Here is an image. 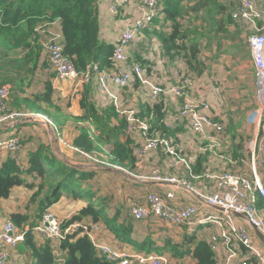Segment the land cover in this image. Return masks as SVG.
<instances>
[{
	"label": "crops",
	"instance_id": "0c3cea01",
	"mask_svg": "<svg viewBox=\"0 0 264 264\" xmlns=\"http://www.w3.org/2000/svg\"><path fill=\"white\" fill-rule=\"evenodd\" d=\"M142 1L144 2L145 0H96L98 8L99 38L102 42L113 46L115 40L120 38L122 34L128 30L129 25H131L130 23L134 19H140L141 16L148 14L149 9H145L142 5ZM116 4H119V9L121 5L125 6L122 14H119V10L116 14L112 11V7ZM156 19L160 20V24L152 23L141 32V36L137 38L139 40L130 42L122 48L124 58L115 60L114 65L116 70L133 74L134 67L131 57L135 58L139 55L144 61L141 72L148 70V74L154 72L158 75L162 73L160 80L166 86L172 84V80L176 79L175 77L178 76L177 74L191 73L192 76H195L194 85L191 90L192 96L200 100H205L209 105L208 110L201 109L200 111L210 116L213 120L222 123L224 126V133L220 134L216 132L211 125L204 126L206 131L204 134L205 136L194 132V130L189 127L191 121L190 112H183L181 110L182 100L174 99L170 94V99L165 98L163 103L164 111L162 119L165 129H167V134L173 139L170 140V144L173 146L176 153L171 155L163 147H160L158 150L148 149L144 155L140 154L136 146L140 141L138 140V138H140V130L138 129L132 132L128 139L131 144V150L137 157V160L132 166L127 165V169L123 167V169L127 170L128 174L124 172H114V175L110 174L111 172H103L105 175H112L110 183L111 190L114 192V203L111 207L106 206L103 215L108 216L110 219L114 218L117 226H121L123 223H125L124 226H131L130 240L132 242H124L123 238L121 239L117 234L112 233L108 225L103 221L101 215L95 220L98 222H93L92 217L89 215L83 217L81 220L92 221V223L98 224L99 229L94 233V241L97 246H114L122 252L132 255L136 253H145V249L140 250L139 246L143 242H148L145 244L146 247L161 248V251L159 250L160 252L155 255H162L166 259L165 264H194L195 261L191 257L190 251H192L197 240L200 239L206 240L208 245L211 246L214 253V264L222 263L223 261H227L228 264H241L243 260H247V264H258L248 249L240 243H233V247L237 252L234 257L227 256L224 244L216 243L213 246L210 245V240L207 236L210 233H215L214 231H217V233L221 232L222 227L220 223L208 225L207 229L202 232L201 235H198L195 230L197 229L196 223H198V220L205 217L208 213L222 215L234 226L244 229L249 234L252 245L264 251V242L258 233H260L263 238L264 235L260 230L248 223L245 214L229 211L224 212L216 206L205 205L198 200L200 194L224 195L229 190L227 184L220 183L216 178V174L222 170L229 171V173L242 178H247L250 182L253 180L254 174L251 162L253 151L261 142L259 122L261 113L257 108L260 105H256L255 100L253 102L248 100L247 102V98L245 97L247 96L254 99L256 91L254 70L253 76L245 75L242 80L230 83L229 79L233 76L232 72L235 68L238 69V65L235 61L230 65L232 60L229 58L231 56H228L226 51L228 46L223 47L222 44L220 45L221 48H219V46L213 47L211 42H202L200 40V43L205 45V53L204 56H202L205 66L203 71L198 75L190 72L180 57L171 58L161 49L160 37L156 36V33L152 30L165 32L167 31V27L164 29L162 27L169 22L163 16ZM126 22L129 25H127ZM52 25L54 27H52ZM52 25L50 27H45V29L51 28L49 30L50 34H55L60 41L59 24L55 22ZM191 36L194 40H199L195 31H193ZM233 51L236 50L233 48ZM245 63L246 62L238 64L243 66ZM179 64L182 65L180 68H177ZM37 66L34 74L28 77L29 82L27 81L23 84L22 87L26 93L22 95L19 94L21 95L20 97H32L35 93L45 90V84L49 83L52 90L56 93L55 96L57 95L58 98L61 99H70L68 107L65 105L62 108L63 113L72 114L75 117L81 116L83 114V109L80 106V99L85 83H82L81 79L78 78L66 79L64 81L57 79L53 76L54 70L52 65L49 64L48 58L43 52L41 53ZM112 69L113 68H109V70ZM92 76L95 77V80L89 87V100L99 112L114 110L111 107L113 106L119 109H134L137 110V112H142V109L149 108V114H152L151 109H153L154 102L150 101L146 94L142 96L131 87L130 83L133 80H129L125 87L123 86L120 88L117 83L113 82L111 78H108L107 83L109 89L101 91L97 86L99 75L93 74ZM139 81L150 86L146 79H140ZM223 83L230 85L232 88H229L230 90L226 88L227 91H223L221 89ZM27 84L29 85L27 86ZM242 87L244 89L240 90ZM13 95H18V92L15 90ZM229 97L240 99L235 100ZM11 100L12 93L9 102ZM60 105H62L61 101ZM46 116L47 115H35L34 117L22 119L14 129L0 124V139L5 140L11 136H20L21 138V146L15 149L17 150L16 152H0V167L6 161L12 159L26 172L29 167L30 153H33L38 148H42L43 155L57 166L74 168L78 171L84 169L82 166L83 162H76L70 154L72 151L77 152L70 144L76 135L79 134V128L75 126L77 134H75L76 130L72 129L73 132L69 134V140H66V142L68 141V143H66L58 133H61L60 130L62 129L63 131L64 128H73V126L69 125V123L73 122H69L66 126L65 124L67 121L55 125L48 116ZM75 122L79 124V122ZM80 125H84V127L89 130H92L94 127V125L89 122H83L80 123ZM41 127L46 130V133L41 131ZM52 133L56 136H53ZM34 134H38L39 140H33L32 136ZM121 140H125V138L122 137ZM211 140L223 141L220 147H224L225 144H227L228 153L225 152V149L223 151L221 148L212 147ZM79 155L81 158L84 157L81 154ZM68 171H70V169ZM154 171L158 172L163 178H174L175 181L160 182L153 180L142 181L139 179L140 176L152 174ZM255 171L259 180L264 185V163L260 167L256 166ZM98 173L99 172H96L95 174ZM100 175L101 172L98 176ZM106 177L107 176H105V178ZM23 178L25 183L31 184V188L25 185L14 186L10 190L8 197L0 199V232L6 220L10 218L11 213L17 212L27 216L28 219L25 225L21 229L17 227L22 232H24L25 226L32 222L36 225L40 219L38 213L40 208L39 202L43 199L42 194L37 197L35 202L30 203L29 201L33 191L36 189L38 180H34L35 177L33 174H24ZM46 184L47 187H45V190L48 192L54 182L47 181ZM83 185L84 184H79L80 188H84ZM239 190L241 195L237 199L238 203L243 205L248 204L249 199L254 194L255 206L260 210L264 218V199L259 196L256 189L254 187L250 189L240 187ZM91 191L76 194L74 198L65 195L64 197L61 194L57 201L48 206V209L53 212L61 222H67L72 215L78 214L79 210L89 203L90 198L95 197ZM150 192L163 196L165 201L174 205L182 206L187 203L194 205L196 207V214L192 221L177 225L173 222L170 223L160 220L164 222L162 223L153 217L146 220L132 219L129 214V207L133 204H144L145 198ZM170 192L173 193V197L168 200L166 195ZM35 241L37 244H41L43 240L36 236ZM0 250L5 251L8 255L5 264H36L31 252L25 247L23 242L11 246L0 240ZM176 250L179 252L188 250L189 252L182 257H175L174 254ZM148 253H150V251Z\"/></svg>",
	"mask_w": 264,
	"mask_h": 264
},
{
	"label": "trees",
	"instance_id": "16d2710c",
	"mask_svg": "<svg viewBox=\"0 0 264 264\" xmlns=\"http://www.w3.org/2000/svg\"><path fill=\"white\" fill-rule=\"evenodd\" d=\"M158 6V10L169 22L162 27L163 29L167 27L165 32L152 30L156 33V36L160 37L161 49L171 58L180 57L190 72L196 75L200 74L205 66L202 60L205 45L200 43V40L211 42L212 37L202 34L198 30V26L201 23L205 26H213L216 23L215 16L224 17V14L227 17L221 18L218 23H224L225 19L227 23L233 24L234 19L230 5L223 0H158ZM190 16L195 18L190 21ZM55 22L60 27V42L63 46V52L77 70L86 71L91 64L96 62H98L100 68L111 65L112 46L102 42L99 38L96 0H0V70L9 65L12 68L11 74L16 75V77L10 76L11 80L21 83L19 77L22 78L24 74H34L42 52L46 54L51 65L48 52L44 46V43L52 38V36H49L51 28L44 30L43 27H50ZM152 23L160 24V20L155 19ZM216 28L218 32H222V27ZM193 31L197 33L199 40L192 38ZM41 35L42 41H40ZM226 41L227 39L222 42L225 43ZM211 44L215 47L220 44V41L215 40ZM14 51H16L15 56H18L12 58ZM131 60L140 66L144 64L142 57L139 55L135 58L131 57ZM93 72L91 70L90 74L92 75ZM189 74L191 75V73ZM0 78L3 80L0 84L7 83L10 88L6 100L7 109H15L9 104L11 86L6 81L10 79L5 78L1 73ZM21 87L16 90L18 95L15 96L12 93L13 103H17L18 106L25 105L37 114L48 115L55 125L66 122L68 116L63 113L62 107L55 100L56 93L49 83L45 84V90L35 93L32 97H20L26 93L24 88ZM89 92L90 88L86 86L80 99L83 114L74 117V120L79 124L83 122L92 123L95 129L92 132L85 127L79 128V134L73 139L74 145L90 152L100 150L101 145L109 144L112 155L110 162L112 164L124 168L127 165L132 166L135 163V158L132 154L131 144L128 141L129 137L126 136L124 129L126 120L113 107L114 110L99 112L94 104L90 102ZM151 110L153 121L149 132L154 133L155 129L165 130L163 135L170 138L162 119L164 111L162 104L154 103ZM149 112L150 109L145 108L142 109V112L139 111L138 115L146 116L145 114L148 115ZM90 134H92V138H90ZM122 136L125 138L124 141L121 140ZM18 138L21 146L20 136ZM2 151L14 153L17 150L2 147L0 152ZM52 166L55 168H51ZM69 169L70 171H68ZM24 174H33L34 177H41V179L47 177L50 181L55 182L51 185L52 193L50 192V195L44 194L43 199L39 202V217L49 205L57 201L58 192L62 188L68 189L77 186L78 193L76 194L85 192L84 188L79 186L74 168L57 166L43 155L42 148H38L30 153L29 167L26 172L12 159L6 161L0 167V199L8 197L14 186L25 185L31 188V184L25 183ZM88 177L89 174H83L81 179H87ZM60 178L66 180H60ZM43 185L41 182L37 190L35 189L32 193L30 203L35 202L37 197L41 195L44 189ZM76 194L74 193V197H76ZM90 203L91 199L64 226L88 215L92 217L93 222H98L95 220L101 215L112 233L117 234L121 239L123 238L124 242H132L130 240L131 226H124L125 223L117 226L114 218L110 219L108 216L103 215L106 210L105 205L101 203V207L94 208ZM9 219L21 229L27 221V216L15 212L10 214ZM33 227L34 222L24 227V229H27L24 231L23 243L31 252L36 264H113L106 259L102 251L84 233H70L59 243L49 239H41L43 240L42 243L37 244L35 241L36 236L32 233ZM147 243L143 242L139 249H145L146 252H149L151 248L145 246ZM188 252V250L184 252L176 250L174 256L182 257ZM190 253L195 261L194 264H214V253L211 246L204 239L197 240Z\"/></svg>",
	"mask_w": 264,
	"mask_h": 264
},
{
	"label": "built area",
	"instance_id": "2783aa9c",
	"mask_svg": "<svg viewBox=\"0 0 264 264\" xmlns=\"http://www.w3.org/2000/svg\"><path fill=\"white\" fill-rule=\"evenodd\" d=\"M156 4V0H148L147 5L150 9L154 8ZM117 6L112 7V11L114 14L117 13ZM255 8V0H240V5L238 6L237 12L235 15H246L247 11H253ZM255 11V10H254ZM148 19L150 16L134 19L131 25L126 32L122 34L119 38L118 44L113 48L111 58H124L122 54V48L125 44L132 40V36L139 29L145 27L144 20ZM133 26V27H132ZM52 38L44 43V46L48 52L49 59L51 64L58 70V72L65 76V79L74 78V76L78 75L77 70L74 69V64L67 59L66 55L63 52V46L59 40H57V36L53 33L50 34ZM249 50L251 53V59L256 71L255 74V93L258 106V110L260 111V129H261V142L258 146L255 147L252 155V169H253V180L250 182L247 178H242L236 176L229 171L222 170L218 174H216V178L220 183L227 184L229 190L224 195L219 194H200L198 196V200L205 205L216 206L223 210L224 212H235L239 214H245L246 220L249 224L257 228L264 235V218L260 212V210L255 206V196L254 194L249 199L248 204L243 205L238 203L237 199L241 195L240 187L244 188H252L254 187L259 194L264 199V185L259 180V177L256 174V166L260 167L264 163V34H257L253 38H250L249 41ZM67 60H65V59ZM91 70H96L97 66L91 64ZM133 72L140 76L141 66L138 64L133 65ZM76 68V67H75ZM90 74V72H89ZM100 80V88H102L106 82V79L111 78L115 83L119 86H126L130 80V76L128 72H123L120 70H114L113 72L103 74ZM257 82V83H256ZM161 89L159 87L153 86L152 93L156 95L160 92ZM177 96L184 98V103L182 104L181 110L183 112H190V127L199 135H203L206 133L205 125H211L216 132L220 134L224 133V126L222 123H219L213 120L210 116L202 113L199 108L201 107L198 103H193L187 99L185 95H183V90L180 88H176L173 90ZM10 92V88L7 85L0 84V122L3 125H6L10 128L17 126L18 122L22 120L25 113L21 111H10L6 104V100L8 99ZM206 109L207 105H203ZM11 112V113H10ZM5 113H10L6 115ZM130 115L132 112L129 113ZM146 124H142V128L146 129ZM160 140H142L141 146L139 149L140 154L144 155L148 149H159L163 147L167 150L168 153L174 155L176 152L173 146L170 144V140H167L168 137L162 136L159 137ZM221 140H211V146L225 149V152L228 153L227 144L225 146H221ZM7 149H17L20 147L19 139L17 137H13L10 140H0V148ZM140 180H155V181H167L174 182V178L165 177L163 178L158 172H153L152 174H146L139 177ZM143 181V180H142ZM168 200L173 197V193H167ZM129 214L134 220H146L151 217L162 220L164 222L175 223L177 225L186 224L191 222L194 215L196 214V207L190 203H187L182 206L174 205L170 202L165 201L164 197L150 192L147 194L145 198L144 204H133L129 207ZM198 223L203 224H216L220 223L222 227L221 232L214 231L215 233H210L207 237L209 238L210 245H215L216 243L224 244V249L227 253L228 257L236 256L237 252L233 247V243H240L242 246L248 249L250 254L256 259L258 264H264V251L252 245L250 241L249 234L242 229L241 227L234 226L231 224L224 216L216 215L208 213L205 217L198 220ZM74 228H80L83 232L91 239L92 243L96 245L94 241V233H96L99 229L98 224L92 223L90 221H83V223L77 224H69L67 226H63V222H61L58 218H56L51 212H46L41 220L34 226V231L38 233V235L42 239H49L54 242L59 243L63 239L66 238L69 232H71ZM15 226L7 222L5 224L4 233L1 235L3 240L6 242L14 243L15 240L22 239L21 235H17L12 237L9 235L10 232H13ZM97 246V245H96ZM102 253L105 255L106 259L111 261L113 264H165L166 259L162 255H155L152 253H136V254H126L121 250L114 246H97ZM5 262V254L0 252V264H4ZM217 264H228L227 261H223L222 263ZM241 264H247V260H243Z\"/></svg>",
	"mask_w": 264,
	"mask_h": 264
},
{
	"label": "rangeland",
	"instance_id": "374dc122",
	"mask_svg": "<svg viewBox=\"0 0 264 264\" xmlns=\"http://www.w3.org/2000/svg\"><path fill=\"white\" fill-rule=\"evenodd\" d=\"M223 1H226V4L230 5V10L232 12V17L234 19L233 20V24L227 23V21L225 19H224V23H218V21L221 20V18H226L227 17V15L224 14L223 15L224 17L215 16L216 17L215 18L216 23H214L213 26L212 25L211 26H208V25L205 26V24H203V23L199 24L198 30L202 34H205L207 37L208 36L212 37L211 43L213 41H215V40H218V41H220V44L223 43V47L228 46V49L226 51H227L228 56H231V57H229L232 60L230 65L233 64L234 61L238 65V69L235 68L233 70V72H232L233 76H231V78L229 79L230 83H234V81L242 80L245 75L253 76V70H254V76L256 74L254 66H252L253 64H251L252 63V61H251V53H250V50H249V44H248L249 42L248 41H249L250 38H253L257 34H264V0H255V8H254L255 11L254 10L253 11H247L245 16H243V15L242 16L241 15L240 16L239 15H235V13L237 12L238 6L240 5V0H223ZM124 8H125V6L121 5V7L119 9V14L123 13V9ZM152 11L154 13L156 11V9L154 8V9H152ZM194 18H195L194 16H190L189 20L192 21ZM130 19H131V17H130ZM144 22H145V29H146L147 26H150V24H149L148 19H146V18H145ZM126 24L129 25L127 22H126ZM161 26H162V24H161ZM52 27H54V26L52 25ZM216 27H222V30H221L222 32H218ZM43 28H44V30H46L45 27H43ZM137 38H138V36L133 38L132 41L135 42V41L139 40ZM225 39H227V41L225 43L222 42ZM42 40L43 39H42V35H41V40L40 41H42ZM117 41H118V39L115 40V42L113 43L114 46H115V43H117ZM220 44H217L216 46H219V48H221ZM231 46L236 51H233V48ZM15 52L16 51H14V54H13L12 58H15V57L18 56V55L15 56ZM112 52H113V49L111 51L110 58L112 56ZM67 59H68V57H67ZM67 59H65V60H67ZM121 59H122V57H121ZM115 60H116V58H113V59L111 58V61H112L111 65L110 66H106L105 68H100L98 62L94 63V65L97 66V69L93 70L94 71L93 74H98L99 75V81H98V85L97 86H98V88L101 91L109 89V85L107 83L108 79H106V82H105L104 86L102 88H100V80H101L100 77L103 74L110 73V72H113L114 70H116V67L114 65ZM243 62H246L243 66H240L238 64V63H243ZM181 65L182 64H179L177 68H180ZM52 68L54 70L53 76H55L57 79H59L61 81L62 80L63 81L66 80L65 76L61 75L58 72V70H55L53 65H52ZM109 68H113V69L109 70ZM74 69L77 70V68H75V67H74ZM11 72H12V68H10L9 65L6 66L5 69L0 70V73L5 78H9L10 79L9 81H6V82H9V84L11 85V89H12L11 93H15V90H17L20 87L21 84H22L21 86H23V84H25L28 81V77L31 74H24V76L21 79L23 82L16 83L13 80H11L12 78L10 76L16 77V75L11 74ZM77 72H78V75L74 76V78H71V79H77V78L81 79V82L85 83V86H83V88H86V86L90 87V84L95 80V77L92 76L93 74L92 75L89 74V72H91V67H89L86 71L77 70ZM142 73H143V75H142ZM139 74H140V76L137 75L136 73L129 74L130 80H133V81H131L130 85L140 95L144 96L146 94L150 101H152L154 103H160L163 106L165 98L170 99V94H171L174 97V99H177V100L181 99L182 100V104H183L184 103V98L176 96L175 95L176 93L173 91L176 88H180V90H183V95H185L189 101H191L193 103L200 104L201 107L199 108V110L205 109L203 107V105H207L206 109L207 110L209 109V105H208V103L205 100H200L199 98H195L191 94V90H192V87L194 85V77L195 76H192L189 73L177 74L178 76L175 77L176 79L172 80V84L170 86H166L160 80V77L162 76V73H159L158 75L156 73H154V72L151 73V74H148V70H145V71L140 72ZM23 79H25V80H23ZM140 79H146L147 83L150 84V86L145 85L146 83L143 84L142 82H140L139 81ZM0 82H3V80L1 78H0ZM2 84L8 86L7 83H2ZM153 86H155V87L157 86V87H159L161 89V91L158 92L156 95H154L152 93ZM242 86H244V85H242ZM122 87L120 86V88H122ZM226 88H228L227 90H230L229 88H232V87L230 85H227L226 83H223V85H221V89L223 91H227ZM243 89H244L243 87L240 88V90H243ZM30 92H33V91H30ZM255 95H256V93H255ZM255 95H254V99H252L251 97L249 98V97H247L245 95L246 96L245 98H247L246 101L248 102V100H251V102H253L255 100V98H256ZM229 98H233L235 100H239L240 99V98H236V97H229ZM55 100L57 101V103L59 105H60V101L62 102V105H60L62 108L65 105H66V107H68V105L70 103L69 102L70 99H68V100L61 99V98H58L57 95L55 96ZM9 104H11V106L15 108V109H12V108L9 109L11 112L12 111H21V112L25 113V115H24V117L22 119H26V118H29V117H34L35 115H39L36 112H33L34 110L27 108L25 105L18 106L17 103H13V100H11L9 102ZM230 104H233V103H230ZM255 104L257 105V101L256 100H255ZM111 107H113V106H111ZM114 109L115 110L117 109L116 112H118L119 115L124 120H126V126L124 127V129L126 131V136L129 137V135L132 132H135L138 129L140 130V138H138V140H140V141H139V144L137 146L138 150L140 149V146H141L140 144H141L142 140H146V139L160 140L159 137L164 136L163 133L165 132V130L164 131H160V130L155 129L154 133L153 132L152 133L149 132L150 125H151V123L153 121V118H152L153 115L152 114H149V115H146V116H142V115H138L139 111L137 112V110H134V109H130V110H128V109H119V108H114ZM130 112H132L131 115L129 114ZM230 113H231V111H230ZM5 114L9 115L8 113H5ZM66 115L68 116V119L66 120L67 122H66L65 126L69 122H73V123H69V125L73 126V128L72 127L64 128L63 131H62V129L60 130L61 133H58L60 135V137L63 140H65V142H66V140H69V134L71 132H73L72 129H75V126H77L78 128L84 127V125H80V124H77L75 122V120H74L75 116L74 115L68 114V113H66ZM48 118H49V116H48ZM114 122H116V121L114 120ZM131 122H133V123H131ZM0 124H2V123L0 122ZM142 124H146L147 125L146 129L142 128ZM94 129L95 128L93 127V129L91 131L94 132ZM41 131L46 133V130L43 127H41ZM75 134H77V130H76ZM52 135L56 136L54 133H52ZM13 137H16V136H11V137H9V138H7L5 140H10ZM32 138H33V140H39L38 134H34L32 136ZM90 138H92V134H90ZM0 140H4V139H0ZM167 140H173V139H171V137H170ZM122 141H124V140H122ZM66 143H68V141ZM70 145L78 152L77 153L75 151H72L70 153L73 156V159L76 162H83L82 166L84 167V169H81V171L75 170L76 171L75 176L79 180L78 183L79 184H84L83 185L84 186V191H91L92 190L91 192L95 196V197L90 198L91 199V203L90 204H92V206L94 208H99V206L101 207V203H102V205L111 207L112 204L114 203V192H112V190H111V183H110V178L112 177V175H107V174L105 175V173H103V172H106V173H110V172L107 171V170H104L103 168L114 167V168L121 169V172H124V173L128 174L127 170L123 169V167H121V166H118L116 164H112L110 162V159L112 158V155H111V147H110L109 144L101 145L100 146V150H92L90 152H88V151H86L84 149H81L78 146H75L73 141H71ZM156 150H158V149H156ZM79 154L83 155L85 158L84 157L83 158L79 157L80 156ZM132 154H133V156L135 158V161H136L137 157L134 155L133 152H132ZM51 168L54 169L55 167L52 166ZM96 172H99V173L101 172V175L98 176L99 173L95 174ZM83 174H89V177L87 179H81V176ZM110 174H114V172H111ZM105 176H107V177L105 178ZM35 179L38 180V183L36 185V190L38 188V185L41 182L44 184L42 186L44 188V190H42V192H41L42 196L45 193L47 195H50V192L52 193V190L50 188H49L50 190L48 192L45 190V187H47L46 182L50 181L47 177H42V179H41V177H35L34 180ZM60 180H66V179L65 178H60ZM142 180L145 181L144 179H142ZM153 181H155V180H153ZM54 184H55V182H54ZM33 193H34V191H33ZM74 193L75 194L77 193V186L72 187V188H68V189L67 188H62L58 192V196H60L62 194L63 196L64 195L65 196H72L74 198ZM46 212H51L48 209V207L43 211V213L41 214V217H39L40 218L39 220H41L42 216ZM51 213L57 218V216L53 212H51ZM72 217H73V215L70 217V219H72ZM83 221L84 220L80 219V220L72 221L69 224L83 223ZM157 221L162 222L160 220H157ZM7 222H10V223H12L15 226L14 231L10 232L9 235L12 236V237H15L17 235H21L22 239L15 240L14 243L6 242L5 240H3L1 235L4 233L5 224ZM65 223L66 222H63V224H65ZM162 223H164V222H162ZM69 224H66L65 226H67ZM196 224H197V229H195V230H196V233L198 235H201V233L204 232L207 229V227H208V224H203V223H196ZM32 229H34V227ZM24 231H25V229H24ZM73 232L84 233L82 229L74 228L68 234L73 233ZM32 233H34V235L37 236L38 238L42 239L38 235V233L35 232L34 230H32ZM23 239H24V232L20 231L17 228V226L11 220H9V219L6 220V222L4 223V227H3L2 231L0 232V240L2 242H4L5 244H9L11 246H15L16 244H18L20 242H23ZM159 250L161 251L160 247H154V248H151L150 253L157 254L158 252H160ZM0 252L5 254V262H4V264H5L6 260L8 258V255L3 250H0Z\"/></svg>",
	"mask_w": 264,
	"mask_h": 264
},
{
	"label": "clouds",
	"instance_id": "9594fccd",
	"mask_svg": "<svg viewBox=\"0 0 264 264\" xmlns=\"http://www.w3.org/2000/svg\"><path fill=\"white\" fill-rule=\"evenodd\" d=\"M125 1H128V0H125ZM147 1L148 0H145L143 3H142V5L145 7V9H149V12H148V14H145V15H143V16H141V18H144V17H147V16H150V18H149V24L151 25L152 24V22L156 19V18H158V17H161V16H163L162 14H161V12L158 10V8H159V6H158V0H156V4H155V6H154V8L156 9V11L153 13V11H152V9H154V8H152V9H150L149 7H148V5H147ZM117 5V12H118V10H119V4H116ZM164 17V16H163ZM140 18V19H141ZM165 18V17H164ZM132 23V22H131ZM148 24V25H149ZM149 26H147V28H148ZM143 30H145V27L144 28H142V29H139L137 32H135L134 34H133V36H132V39L133 38H135L136 36H138V37H140L141 36V32L143 31ZM118 41H119V38H118ZM118 41H117V43H115V45L116 44H118ZM130 42H133L132 40L130 41ZM130 42H128L127 44H129ZM127 44H125V45H127ZM124 45V46H125ZM115 46L113 45L112 46V49L114 48ZM111 55V54H110ZM134 64H138V63H135V62H133V65ZM139 65V64H138ZM140 66V65H139ZM141 68H143V66H141ZM40 115V114H39ZM46 114H44V115H42V116H45ZM47 117V116H46ZM50 119V118H49ZM18 125V124H17ZM17 126H15V127H13V128H11V129H14V128H16ZM10 128V127H9ZM20 148V147H19ZM78 193V192H77ZM39 222V221H38ZM92 222V221H91ZM35 226V225H34ZM63 226H64V224H63ZM92 242V241H91ZM146 253V252H145ZM148 253V252H147ZM153 254V253H152Z\"/></svg>",
	"mask_w": 264,
	"mask_h": 264
},
{
	"label": "water",
	"instance_id": "95a60500",
	"mask_svg": "<svg viewBox=\"0 0 264 264\" xmlns=\"http://www.w3.org/2000/svg\"><path fill=\"white\" fill-rule=\"evenodd\" d=\"M104 170H107V171H109V172H121V169H118V168H114V167H106V168H103ZM221 210V209H220ZM259 234V236L261 237V239L263 240V242H264V238H263V236L260 234V233H258Z\"/></svg>",
	"mask_w": 264,
	"mask_h": 264
}]
</instances>
